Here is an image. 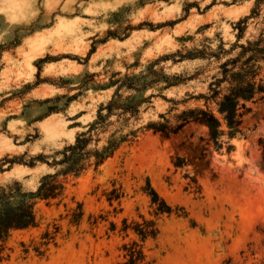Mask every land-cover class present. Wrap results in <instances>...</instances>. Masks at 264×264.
Masks as SVG:
<instances>
[{"label":"rangeland","instance_id":"obj_1","mask_svg":"<svg viewBox=\"0 0 264 264\" xmlns=\"http://www.w3.org/2000/svg\"><path fill=\"white\" fill-rule=\"evenodd\" d=\"M224 63L264 85V0H0V208L35 217L0 264H264V90L217 149Z\"/></svg>","mask_w":264,"mask_h":264},{"label":"trees","instance_id":"obj_2","mask_svg":"<svg viewBox=\"0 0 264 264\" xmlns=\"http://www.w3.org/2000/svg\"><path fill=\"white\" fill-rule=\"evenodd\" d=\"M237 60H233L236 63ZM229 63H224V76L217 81V86L212 87V93L208 96H204L207 101L216 100L217 112L220 114L221 119L226 123L229 130L227 136L229 140L221 141V132L215 131L212 136L214 144L217 149H221L226 144L228 151L234 149V145L230 143V139L236 137L238 134H242L240 129L243 121L244 110L246 109V102L249 101L256 91H263L264 85H258L254 80L253 74L242 67L237 69L228 68ZM228 81L230 87L225 93L221 94L219 89L220 85ZM196 112V111H195ZM192 112L191 116L194 120L207 122L209 124H220V120L206 110H200L196 113ZM93 126L79 134L76 138L75 144L68 147L71 152V156L76 154H83L87 150L88 143L92 137L89 135ZM105 156V155H104ZM148 194L151 196L152 202L157 205L159 212H171L172 208L168 205L156 192V190L150 187ZM34 211L31 204L26 202H20L16 205L6 204L0 208V238L6 237L10 230L16 228H25L34 222Z\"/></svg>","mask_w":264,"mask_h":264}]
</instances>
